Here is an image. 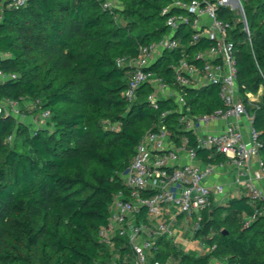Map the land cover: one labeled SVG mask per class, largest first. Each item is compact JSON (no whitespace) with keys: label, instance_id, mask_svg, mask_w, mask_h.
<instances>
[{"label":"trees","instance_id":"16d2710c","mask_svg":"<svg viewBox=\"0 0 264 264\" xmlns=\"http://www.w3.org/2000/svg\"><path fill=\"white\" fill-rule=\"evenodd\" d=\"M242 1L251 46L232 11L220 7L218 15L234 24L229 36L236 46L238 89L246 98L247 91L256 92L264 85V0ZM169 2L131 0V15L137 22L129 25L117 23L99 0H31L23 8L6 9L0 23V51L8 56L0 60V67L18 77L0 82V98L41 99L42 106L51 110L56 129L51 133L37 129L32 153L19 140L26 129L12 115H0V264H110L113 252L102 242L100 229L109 223L115 194L127 192L123 174L142 136L162 111L170 110L166 122L176 139L186 134L189 146H197L193 131L179 123L180 111L173 99L163 98L158 108L153 107L147 98L152 90L148 84L135 100L124 95L130 67L119 60L136 56L140 44L159 41L169 32L167 16L162 14ZM192 33L184 26L179 29L176 35L186 46L164 51L155 63L154 69L168 80L172 71L167 60L179 59L182 48L192 58L211 45L205 37L189 44ZM184 94L193 114L224 107L214 84L187 87ZM65 104L70 107H62ZM248 108L254 113L264 161V99ZM96 117L114 118L120 125L117 129L94 126ZM212 152L199 148L196 154L204 162L225 159ZM211 208L203 211V227L196 235L215 228L209 237L213 248L194 261L264 264V216L245 223L242 215L253 212L248 197ZM115 241L122 257L129 249L127 240ZM157 242L152 263L166 264L170 254H179L175 246L162 245L160 238ZM181 255L185 264L188 256Z\"/></svg>","mask_w":264,"mask_h":264},{"label":"built area","instance_id":"2783aa9c","mask_svg":"<svg viewBox=\"0 0 264 264\" xmlns=\"http://www.w3.org/2000/svg\"><path fill=\"white\" fill-rule=\"evenodd\" d=\"M30 1L0 0V23L6 9H20ZM99 1L104 9L116 11L111 1ZM220 7L228 8L234 13L235 20L242 22L251 46L252 34L242 0H170L162 10L167 16L169 35L150 44H140L136 56H124L119 60H128L131 67L124 90L126 98L135 100L139 89L148 84L152 90L147 98L153 107L158 108L163 98L173 99L180 111L179 123L184 130L193 131L197 143L196 147L189 146L186 134L178 141L177 134L166 122L170 110H164L154 127L137 144L123 174L127 192L120 190L115 194L109 208V223L100 229L102 242L110 246H115L117 237L127 240L134 256L132 264H150L158 239L163 235L170 239L176 236L170 222L163 218L169 207L179 208V213L196 215L200 223L203 211L210 209L216 198L224 193V183L208 184L223 163L197 161L199 148L212 149L223 155L225 161L237 170L235 183L245 189L246 197L253 205V212L246 216L245 223L264 216V188L261 185L264 183V161L259 154V130L254 126V113L248 109L238 89L236 46L229 36L234 24L219 17ZM183 26L193 30L189 44L205 37L211 45L194 52L192 58L182 48L180 58L169 64L172 76L168 80L154 69V65L162 52L186 46L176 35ZM7 56L8 53L0 51V60ZM17 77L16 72L7 73L0 67V82ZM213 84L219 87L224 107L212 113L193 114L184 89ZM24 99L28 98H0V115H13ZM31 101L42 109V119L51 117V110L42 106L41 99ZM243 118L248 126L247 132L241 125ZM228 119L234 121L216 130L207 128L211 123ZM8 138L12 141L14 135ZM254 159L256 168H253ZM119 258L113 257L110 264H125L120 263ZM154 264L161 262L155 261Z\"/></svg>","mask_w":264,"mask_h":264},{"label":"rangeland","instance_id":"374dc122","mask_svg":"<svg viewBox=\"0 0 264 264\" xmlns=\"http://www.w3.org/2000/svg\"><path fill=\"white\" fill-rule=\"evenodd\" d=\"M85 3L88 0H81ZM113 3L115 8L122 10L123 12L113 13L109 10L110 13L113 14L114 20L122 25L134 24L137 22L136 17L131 15L132 3L131 0H109ZM145 29V27H142ZM169 35V32L166 34ZM164 52H162L163 54ZM172 61L167 60V64H170ZM122 66H128V60L120 61ZM131 69V67H130ZM130 72V70H129ZM256 95H258V91H256ZM62 107L69 108L70 105L65 104ZM9 108V107H8ZM41 108L33 103L31 99L21 100L17 111L13 113V117L15 119V123L20 125L21 128L26 129V133L19 136V140L26 143L28 150L33 153V137L37 129H42L46 133H51L56 129V121L53 118V115L49 119H42L40 116ZM92 123L94 126L99 125L104 129H117L119 127V122L114 118H93ZM227 203L225 197H218L215 203ZM212 209V208H211ZM179 210V208L175 209V211ZM178 212V211H177ZM203 219L199 223L197 221V216L193 214L186 213L182 217H180L177 221L173 223L172 229L176 231V236L174 238L168 239L165 235L160 237V240H163L162 245L165 246H175L178 251V255L170 254V260L166 264H184L181 262V257L183 255H187L188 259L185 264H198L196 259L201 256L206 255L211 250V246L209 247V237L215 233V228H211L210 233L205 234L201 233L200 235H196L197 230L203 227ZM199 227V228H198ZM178 235V236H177ZM165 240V241H164ZM113 252V257H117L118 249L113 246H110ZM118 252V253H117ZM215 260V259H214ZM222 263V261H218Z\"/></svg>","mask_w":264,"mask_h":264},{"label":"crops","instance_id":"0c3cea01","mask_svg":"<svg viewBox=\"0 0 264 264\" xmlns=\"http://www.w3.org/2000/svg\"><path fill=\"white\" fill-rule=\"evenodd\" d=\"M256 93L257 92L247 91L246 98H244V99H245L248 107H255L260 102L263 101V99H264V85H261L259 87L258 95H256ZM232 121H234V119H228L226 121L214 122V123H211L207 128L211 129V130H216V129H219V128L223 127L226 123H229V122H232ZM241 125L243 126L245 131L248 130V126H247V123L245 121V118H243L241 120ZM216 154L217 153H215V152L211 153V155H216ZM196 160L199 161V162H204L199 157ZM214 163H223V165H221L219 167L218 171L211 176V179L208 180V184H210V185H213V184H216V183H220V182L225 184L224 193L221 194L218 197H222L223 196V197H225L226 201L228 202L229 200H231V199H233L235 197H241L243 195L246 196L245 189L242 186L237 185L235 183V178L237 176V170L235 169V167H233V165H231L229 162L227 163V161H225V159L224 160H218V161H216ZM253 163H254L253 164V168H256L257 167L256 159H254ZM261 185L264 188V183L263 182H261ZM215 204H222V203L219 202V203H215ZM175 209L176 208H174V207H169V209H167L165 211L164 217H163V218H165L166 220H168L170 222L171 226L173 225V223L175 221H177L180 217H182L184 215V213H179V212L175 211ZM246 216L247 215H244V214L242 215V217L244 219L246 218ZM144 220L147 221L146 218H144ZM175 234H177L176 231H175ZM168 239H170V238H168ZM209 247H210V245H209ZM118 252H117L118 253L117 256L120 257L121 251H118ZM152 256L150 258V264H154V263H152ZM119 259H120L121 262H125V264H132V262L134 260V256H133V253H132L131 249L129 248L126 251V253H124L123 256L120 257Z\"/></svg>","mask_w":264,"mask_h":264},{"label":"water","instance_id":"95a60500","mask_svg":"<svg viewBox=\"0 0 264 264\" xmlns=\"http://www.w3.org/2000/svg\"><path fill=\"white\" fill-rule=\"evenodd\" d=\"M174 36V35H173Z\"/></svg>","mask_w":264,"mask_h":264}]
</instances>
